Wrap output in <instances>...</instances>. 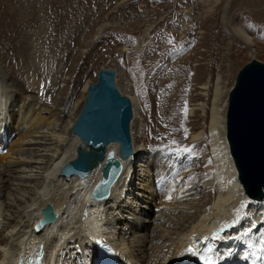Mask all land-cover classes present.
<instances>
[{
  "label": "bare ground",
  "instance_id": "1",
  "mask_svg": "<svg viewBox=\"0 0 264 264\" xmlns=\"http://www.w3.org/2000/svg\"><path fill=\"white\" fill-rule=\"evenodd\" d=\"M10 16L14 20L15 15ZM15 24L9 28L13 30V34L17 33ZM228 31L245 44L253 42L252 37L235 26ZM23 42L25 44H21L18 49L15 44L8 48L14 51L10 57L9 52L6 53L9 57L7 67L13 75L18 73L19 76L0 77V132L6 135L5 138L3 134L0 135V264L23 263L28 256L38 255L41 244L46 252L43 264H86L93 258L96 238L108 243L121 260L130 264H189L198 254H203V259L206 256L211 260L216 259L219 264H264V218L259 239L249 235L238 237L234 233L246 217H253L258 222L262 210L258 199L250 198L244 192L228 150L225 134L226 99L222 101L220 108L215 105L211 108L209 136L214 161L211 170L214 168L215 172L210 173V166L209 173L200 177L194 170L181 172L180 167L169 166L170 162L164 164L166 150L156 152L152 147L132 144V154L124 160L120 159L121 171L111 185L108 196L102 200H93L89 194L101 179L104 159L83 178L76 174L67 176L61 173L63 165L76 157V148L81 140L72 133L73 119L67 122L65 136L56 134L58 120L52 119L56 113L52 109L41 107L39 103L50 98L51 94L46 93L58 88L59 78L50 77L52 67L48 69L47 56L33 52L38 43L31 36ZM8 43L12 45L15 41ZM163 43L168 45V34ZM140 45L139 42L138 46ZM156 52L153 61L150 60L147 64L142 63L144 53H138L141 56H137L135 61L141 70L148 71L149 67H154L155 62V68L159 72L168 63V49ZM158 72H154V75L161 77L160 80L149 77L150 81H147L153 106L147 112H150L153 119L158 118L154 119L155 124L161 123L160 116L162 118L163 114L168 115V104H172L175 99L168 95V70L165 76H157ZM6 84L19 93L16 98H9L11 102L15 99L21 102L18 115L21 117L28 108V115L23 114L16 121V132H13L14 125L10 124L9 116L5 115L9 110L8 92L4 88L7 87ZM88 85L85 83L82 89L87 91ZM26 91L36 92L32 102L30 99L28 102L26 95H23ZM218 94L219 90H216L214 101H218ZM131 101L132 119H139L138 100L131 96ZM179 105L180 109L173 111L179 122L168 127L169 131L184 137L189 135L193 127L185 124L184 106L182 102ZM64 112L62 109L59 113L61 115ZM182 121L184 127L181 125ZM49 125H52L51 132L35 139L55 140L54 152L57 155H51L44 167L35 166L42 163L37 157V151H41L38 146L46 142L24 140ZM200 133L190 135L189 145L197 140ZM25 145L37 147H24ZM109 151H113L118 158L116 142L105 145V153ZM153 157L156 161H153L154 168L151 172L147 168L152 164L150 159ZM139 158L136 174L139 185L135 190L134 160ZM184 178V182L179 184ZM135 198L136 205L133 204ZM155 200L158 202V209L163 210L158 213L157 219L164 224L163 227L157 226V234H152L154 243L147 245L144 225L138 221L142 218L143 205H155ZM46 204L52 205L57 216L54 221L36 231L34 224L41 218L40 210ZM207 235L213 239L209 248L205 247Z\"/></svg>",
  "mask_w": 264,
  "mask_h": 264
},
{
  "label": "rangeland",
  "instance_id": "2",
  "mask_svg": "<svg viewBox=\"0 0 264 264\" xmlns=\"http://www.w3.org/2000/svg\"><path fill=\"white\" fill-rule=\"evenodd\" d=\"M10 15H15V21ZM13 23L16 25L15 34L9 29ZM234 26L252 37L253 42L245 44L234 37L228 31ZM113 28L122 31L118 34L112 31ZM167 34L168 45L163 43ZM158 35L160 38L157 42ZM29 36L39 46L33 52L47 56L48 69L52 67L50 77H58L60 81L57 89L47 91V95L51 94L50 98L39 103L41 107L56 113L52 118L58 120L56 134L65 136L67 122L77 117L86 95V89H82L84 84L96 81L102 67H113L116 69L118 89L128 96L131 106V96L136 97L139 103L137 116L140 118H133L130 126L132 144L152 147L156 152L166 150L164 164L170 162L169 166L180 167L181 172L194 170L200 177L209 173L208 166L210 173L215 172L214 168L211 170L214 164L209 136L211 108L214 105L220 108L222 101L227 100L235 76L245 63L252 58L264 63V0H0V77L19 76L18 73L13 75L7 67L9 57L14 53L8 48L15 44L18 49ZM12 40L15 43H11ZM123 47L125 51L120 52ZM167 49L168 63L159 72L155 62L154 67L144 71L135 61L137 56H141L139 52L144 53L142 63L145 64L154 59L156 51ZM8 52L9 57L6 55ZM167 70L168 95L175 99L168 104V115L160 116L161 123L155 124L158 118L154 120L147 112L153 108L147 81H150L149 77H155L154 72H158L157 76H165ZM160 79L155 77V80ZM6 85L9 110L5 115L9 116L10 124L14 125L13 132H16V121L23 114L26 116L28 108L21 117L18 115L21 102L18 99L11 102L9 98H16L19 93L9 84ZM216 90H219L216 96L218 101H214ZM35 93L26 91L23 95L32 102ZM181 102L186 115L185 124L193 127L191 133L184 137L169 131L168 127L179 122L173 111L180 109ZM62 109L65 112L60 115ZM181 123L183 126V121ZM51 127H42L34 136L25 138L24 142H44L35 138L48 135ZM198 132L201 133L197 140L189 145L190 135ZM2 134L6 136L0 132ZM45 142L38 146L41 151H37L42 163L35 166L44 167L51 155H57L54 152L55 140ZM142 153L147 155L145 151ZM150 161L152 164L147 169L152 172L153 161L156 160L153 157ZM134 162V185L137 190L139 178L136 174L140 158ZM153 178L156 180L155 176ZM154 202L155 205H143L142 218L138 221L144 225L147 245L154 243L152 234L156 235L157 226L163 227L164 224L157 219L158 213L163 210L158 209L156 200ZM133 204H137L136 198ZM73 255L76 256L74 252Z\"/></svg>",
  "mask_w": 264,
  "mask_h": 264
},
{
  "label": "water",
  "instance_id": "3",
  "mask_svg": "<svg viewBox=\"0 0 264 264\" xmlns=\"http://www.w3.org/2000/svg\"><path fill=\"white\" fill-rule=\"evenodd\" d=\"M115 77V68L102 67L96 81L89 83L84 103L72 125V133L81 143L76 148V157L61 168L63 175L76 174L83 178L104 159L101 179L89 194L93 200L108 196L121 171L120 159L132 154L131 102L118 89ZM227 102L225 134L237 177L247 195L260 200L264 192L263 62L252 58L239 69ZM109 142L118 144V158L113 151L105 153ZM40 213L37 229L57 216L51 204H46Z\"/></svg>",
  "mask_w": 264,
  "mask_h": 264
},
{
  "label": "built area",
  "instance_id": "4",
  "mask_svg": "<svg viewBox=\"0 0 264 264\" xmlns=\"http://www.w3.org/2000/svg\"><path fill=\"white\" fill-rule=\"evenodd\" d=\"M112 31H114V32H117L118 34H120L121 33V29H117V28H113L112 29ZM167 32H168V29H167ZM158 34V33H157ZM159 38H160V35H158V39H157V42L159 41ZM137 48V47H136ZM123 49V50H122ZM128 49V48H127ZM123 51H125V47H123V48H121V50H120V52H123ZM109 61H111L112 59H108Z\"/></svg>",
  "mask_w": 264,
  "mask_h": 264
},
{
  "label": "snow or ice",
  "instance_id": "5",
  "mask_svg": "<svg viewBox=\"0 0 264 264\" xmlns=\"http://www.w3.org/2000/svg\"><path fill=\"white\" fill-rule=\"evenodd\" d=\"M262 259H264V258H262ZM205 264H214V262L210 258H205Z\"/></svg>",
  "mask_w": 264,
  "mask_h": 264
}]
</instances>
